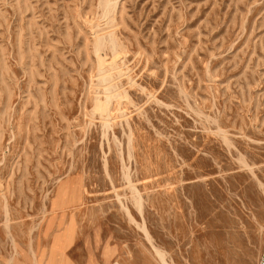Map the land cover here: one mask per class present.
Here are the masks:
<instances>
[{
	"label": "rangeland",
	"instance_id": "obj_1",
	"mask_svg": "<svg viewBox=\"0 0 264 264\" xmlns=\"http://www.w3.org/2000/svg\"><path fill=\"white\" fill-rule=\"evenodd\" d=\"M263 245L264 0H0V264Z\"/></svg>",
	"mask_w": 264,
	"mask_h": 264
},
{
	"label": "built area",
	"instance_id": "obj_2",
	"mask_svg": "<svg viewBox=\"0 0 264 264\" xmlns=\"http://www.w3.org/2000/svg\"><path fill=\"white\" fill-rule=\"evenodd\" d=\"M255 264H264V245L260 248L257 254Z\"/></svg>",
	"mask_w": 264,
	"mask_h": 264
},
{
	"label": "bare ground",
	"instance_id": "obj_3",
	"mask_svg": "<svg viewBox=\"0 0 264 264\" xmlns=\"http://www.w3.org/2000/svg\"><path fill=\"white\" fill-rule=\"evenodd\" d=\"M105 97H107V96H105ZM106 102V101H105Z\"/></svg>",
	"mask_w": 264,
	"mask_h": 264
}]
</instances>
